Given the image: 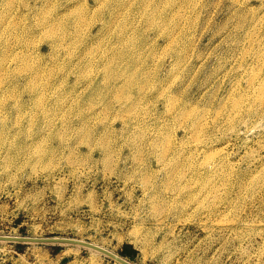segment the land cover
<instances>
[{"label": "rangeland", "instance_id": "374dc122", "mask_svg": "<svg viewBox=\"0 0 264 264\" xmlns=\"http://www.w3.org/2000/svg\"><path fill=\"white\" fill-rule=\"evenodd\" d=\"M0 235L264 264V0H0Z\"/></svg>", "mask_w": 264, "mask_h": 264}, {"label": "water", "instance_id": "95a60500", "mask_svg": "<svg viewBox=\"0 0 264 264\" xmlns=\"http://www.w3.org/2000/svg\"><path fill=\"white\" fill-rule=\"evenodd\" d=\"M7 241V242H19V243H42V244H52V245H57V244H69V245H79L83 248H91L94 250H97L106 256L110 257L111 259L119 262L120 264H131L130 262L126 261L123 257H118L115 256L114 254L91 244L90 242L86 241H81L78 239H71V238H38V239H19V238H4L0 237V241ZM61 246V245H59Z\"/></svg>", "mask_w": 264, "mask_h": 264}, {"label": "bare ground", "instance_id": "6f19581e", "mask_svg": "<svg viewBox=\"0 0 264 264\" xmlns=\"http://www.w3.org/2000/svg\"><path fill=\"white\" fill-rule=\"evenodd\" d=\"M0 237H4V238H19V239H38V238H33V237H19V236H5V235H0ZM6 241H0V243H5ZM33 243V242H32ZM57 245H69V244H57ZM93 245H95V244H93ZM79 246V245H78ZM97 246V245H96ZM99 247V246H98ZM100 248H102V249H104V250H106V251H108V252H110V253H112V254H114L115 256H118V257H122V256H120V255H118V254H116L115 252H113V251H110V250H107V249H105V248H103V247H100ZM88 250L89 251H92V252H96V253H98V254H103V253H101V252H99V251H97V250H94V249H91V248H88ZM105 255V254H104ZM126 260V259H125ZM126 261H128V260H126ZM128 262H130V261H128ZM119 263V262H118ZM131 264H136V263H133V262H130Z\"/></svg>", "mask_w": 264, "mask_h": 264}, {"label": "trees", "instance_id": "16d2710c", "mask_svg": "<svg viewBox=\"0 0 264 264\" xmlns=\"http://www.w3.org/2000/svg\"><path fill=\"white\" fill-rule=\"evenodd\" d=\"M122 254L133 258L136 254V250H129L128 248H126V250H124Z\"/></svg>", "mask_w": 264, "mask_h": 264}]
</instances>
